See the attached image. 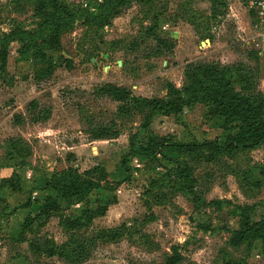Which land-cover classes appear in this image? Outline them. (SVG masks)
I'll return each mask as SVG.
<instances>
[{
  "label": "rangeland",
  "instance_id": "374dc122",
  "mask_svg": "<svg viewBox=\"0 0 264 264\" xmlns=\"http://www.w3.org/2000/svg\"><path fill=\"white\" fill-rule=\"evenodd\" d=\"M62 1L90 13L97 12L100 3ZM226 1V15L216 22L211 21L212 4L208 0L133 2L117 10L111 25L104 28L88 23L86 18L80 20L63 34L62 51L49 77L42 76L44 69L32 55L26 60L20 58L18 43L11 46L7 72L0 71V184L4 180L17 183L15 175H19L23 193L6 189L0 198H6L12 210L31 196L39 202L30 211L35 213L48 196L43 190L45 178L70 168L85 172L106 167L112 179L123 186L113 195L97 193L91 209L106 210L105 215L75 234L64 230L57 217L38 222L23 233L30 212L19 210L7 215L1 212L6 204L1 203L0 264H162L177 246L184 258L182 264H223L226 259L264 264L260 244L252 250L247 246L234 249L230 244V229L238 221L232 217L233 207L257 206V219H261L264 187H249L242 176L255 166H264V147L230 155L205 150L183 156L182 161L193 168L198 182L201 205L196 206L195 197L167 185L165 170L153 162L128 158L133 170L131 183L124 182L129 173L117 167L129 153L130 140L136 134L148 139L153 132L161 137L175 136L181 143H202L225 138L223 123L209 120L207 109L198 105L186 108L181 117H155L145 132L143 126L150 112H135L100 93L107 84H113L135 97L169 102V86L183 88L187 70L197 64L244 65L257 77V88L264 93V49L257 47L264 26H260L253 9L256 2L264 0ZM39 24L31 2L0 0V33H11L17 27L34 32ZM41 118L46 121L37 122ZM104 130L116 136L97 141ZM13 139L25 141V160L7 158L6 146ZM160 178L165 179L164 184L153 188ZM214 201H229L231 206L222 210L208 206ZM113 231L120 239L108 237ZM73 238L89 254L82 262L78 258H49L31 247L32 242L67 246Z\"/></svg>",
  "mask_w": 264,
  "mask_h": 264
},
{
  "label": "trees",
  "instance_id": "16d2710c",
  "mask_svg": "<svg viewBox=\"0 0 264 264\" xmlns=\"http://www.w3.org/2000/svg\"><path fill=\"white\" fill-rule=\"evenodd\" d=\"M26 0H17L21 3ZM32 3L36 17L40 20L38 30L26 31L17 27L11 33H0V71L7 72L10 49L14 43L21 46L20 58L27 59L30 55L41 64L44 71L42 76L49 77L55 72L57 61L62 51V36L74 25L83 19L88 23L99 24L101 28L111 25L114 13L136 2L147 4L152 0H100L97 12L90 13L82 6L75 7L62 0H27ZM212 4L211 21H218L226 15L223 9H227L226 0H208ZM166 46H170L164 40H159ZM65 63L71 64L65 58H60ZM187 82L181 89L174 85L168 88L169 102L158 99H142L135 97L128 89L120 88L113 84H107L100 90L103 96H107L117 103L130 106L135 112H150L143 131L150 129V122L157 116L170 118L181 117L186 108L203 106L207 109L209 120H218L223 123L222 129L225 138L217 137L215 141L181 143L175 136L161 137L153 132L148 139H142L141 134L134 135L130 140L129 153L123 158L117 167L118 171L129 173L124 182H132V169L127 162L128 158L138 157L153 162L165 170L167 185L173 190L185 196H192L196 206L201 205V197L196 191L198 182L194 176L193 168L182 161L185 155H195L208 150L215 154L230 155L237 151H255L264 147V93L257 88V77L247 71L244 65L222 66L219 64H197L189 67L186 73ZM33 103V108H37ZM46 121L42 118L37 122ZM104 129V128H103ZM102 129V130H103ZM97 141H109L116 135L108 130L101 131ZM7 158L11 161H23L26 143L22 139L8 141ZM171 163L172 168L166 167ZM17 177V183L12 180H4L0 184V193L6 189L14 193H23L21 178ZM106 167L97 166L88 171L81 172L70 168L61 173H55L46 177L44 192L48 196L41 203L37 212H30L37 203L30 196L29 200L20 208L10 210L6 198H0V204H6L2 213L13 215L16 211H29L24 220L23 233L32 230L38 222L49 221L55 217L60 219L61 227L75 234L87 229L96 217L104 216L106 210L100 208L91 209L90 203L93 197L102 191L115 194L123 186L113 179ZM160 178V183L153 184V188L163 185L165 179ZM243 182L254 189L264 187V166H255L242 176ZM115 197V196H114ZM116 198V197H115ZM39 201V200H38ZM222 210V207L231 206L229 201H214L208 204ZM81 207V211L76 208ZM262 216L257 219V206L233 207L232 217L237 221L235 228L230 229L232 234L231 246L239 249L247 246L249 250L260 244L264 252V203L261 206ZM10 210V212H9ZM107 234L106 232L104 233ZM111 240H118L120 236L115 232H109ZM35 253H44L49 258L61 257L67 260L78 258V262L89 257L85 246L76 238L69 245L58 246L54 242H46L44 245L31 243ZM172 255L167 257L162 264H182L184 258L180 253V247H174ZM223 264H243L226 259Z\"/></svg>",
  "mask_w": 264,
  "mask_h": 264
},
{
  "label": "built area",
  "instance_id": "2783aa9c",
  "mask_svg": "<svg viewBox=\"0 0 264 264\" xmlns=\"http://www.w3.org/2000/svg\"><path fill=\"white\" fill-rule=\"evenodd\" d=\"M253 9L256 10L258 21H260V26L263 27L264 26V3L256 2ZM257 47L260 48L259 51H262L264 49V33L261 35V41L260 43H258Z\"/></svg>",
  "mask_w": 264,
  "mask_h": 264
},
{
  "label": "water",
  "instance_id": "95a60500",
  "mask_svg": "<svg viewBox=\"0 0 264 264\" xmlns=\"http://www.w3.org/2000/svg\"><path fill=\"white\" fill-rule=\"evenodd\" d=\"M205 45V44H204Z\"/></svg>",
  "mask_w": 264,
  "mask_h": 264
}]
</instances>
